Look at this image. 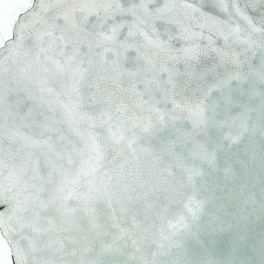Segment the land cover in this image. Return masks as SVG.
<instances>
[{"label":"snow or ice","instance_id":"1","mask_svg":"<svg viewBox=\"0 0 264 264\" xmlns=\"http://www.w3.org/2000/svg\"><path fill=\"white\" fill-rule=\"evenodd\" d=\"M0 264H264V0H0Z\"/></svg>","mask_w":264,"mask_h":264}]
</instances>
